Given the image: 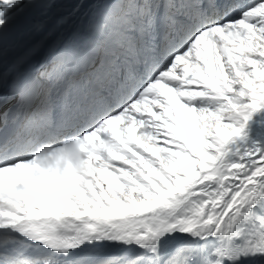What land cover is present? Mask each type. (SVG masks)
Wrapping results in <instances>:
<instances>
[{"label":"snow or ice","instance_id":"6c2138e0","mask_svg":"<svg viewBox=\"0 0 264 264\" xmlns=\"http://www.w3.org/2000/svg\"><path fill=\"white\" fill-rule=\"evenodd\" d=\"M91 3L0 0V264H264V0Z\"/></svg>","mask_w":264,"mask_h":264},{"label":"bare ground","instance_id":"6f19581e","mask_svg":"<svg viewBox=\"0 0 264 264\" xmlns=\"http://www.w3.org/2000/svg\"><path fill=\"white\" fill-rule=\"evenodd\" d=\"M54 3V7H51L49 9H45L43 10L42 13H40V19H46V18H50V21H46L45 24L48 25V28L46 29V31L48 32L49 35L53 36V29L56 26L60 25V17L64 16L65 14H67V12H71L74 14L73 18H76V9H75V5L80 3L81 0H55L52 1ZM91 0H86V5L84 8H81L78 13H83L89 6H90ZM60 19V20H59ZM28 20L26 21H22L23 23H19L17 25V28L14 30L13 36H10L9 39L13 40V41H21L24 44H28L26 43L28 40L33 41L34 39H31L32 37L30 35H25L23 34V39L22 40H15L14 36L15 34L19 33V31L23 30V28L25 26L31 28L32 24L27 23ZM52 29V31H51ZM54 32V31H53ZM56 34V33H55Z\"/></svg>","mask_w":264,"mask_h":264}]
</instances>
